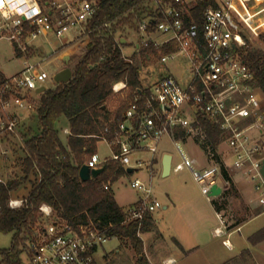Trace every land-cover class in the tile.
<instances>
[{
    "label": "built area",
    "instance_id": "obj_1",
    "mask_svg": "<svg viewBox=\"0 0 264 264\" xmlns=\"http://www.w3.org/2000/svg\"><path fill=\"white\" fill-rule=\"evenodd\" d=\"M197 1L155 0L158 14L149 15L137 24L135 29L141 37L136 44L130 39L125 43L116 35L122 42L124 58L131 62H134L132 57L124 53L125 44L133 43L136 51H140L151 46L161 49L174 42L177 49L167 53L160 50L157 60L165 64L184 56L189 59L188 70L192 76L186 79L183 75L187 84L184 86L169 73L132 91L126 96L128 105L113 137L109 139L106 135L109 126L99 136L113 148L112 156L102 159L95 152L86 163L97 168L112 159L126 167L152 168L160 142L168 134L174 139L180 156L176 163L173 158L172 170L190 169L202 193L214 200L223 194L230 181L224 177L222 165L215 158L218 148L214 149L208 139L203 117L219 127L228 144L232 160L224 161L226 169L229 173H241L252 183L257 203L264 211V90L242 54L246 34L239 26L244 21L258 35L246 19L250 12H256L252 9L253 0H215L218 7L205 9L202 28L193 19L186 22ZM98 9L99 0H0V39L12 42L17 54L24 57L22 69L0 83V142L18 139L24 144L21 128L37 111L40 95L37 90L41 86L48 88L51 76L42 67L47 51L38 41L47 40L51 33L62 39L69 31H75V38L87 45ZM37 55L42 60L32 61ZM153 57L156 58L149 54L147 60L152 61ZM128 87L126 79L113 84L114 92L124 93ZM177 129L196 137L200 146L202 142L207 144L202 149L212 165L196 167L198 160L176 139ZM65 132L70 130L66 128ZM144 152L151 157L144 159L140 155ZM133 156H137L134 161ZM1 182L6 180L0 176ZM214 184L222 188L219 195H211ZM131 185L142 194L125 209L126 221H138L141 226L146 213H153L162 203L154 196L152 183L146 184L137 177ZM104 187L108 189L109 183ZM25 201L23 197L11 196L8 205L19 208ZM39 208L48 221L37 237L28 241L23 264H98L93 253L109 237L96 223L75 226L68 220L54 218L52 205L42 203ZM218 216L220 225L215 228V234L223 236L228 225L222 211ZM224 243L229 245L227 239Z\"/></svg>",
    "mask_w": 264,
    "mask_h": 264
},
{
    "label": "trees",
    "instance_id": "obj_2",
    "mask_svg": "<svg viewBox=\"0 0 264 264\" xmlns=\"http://www.w3.org/2000/svg\"><path fill=\"white\" fill-rule=\"evenodd\" d=\"M154 3L155 0H99L87 49L74 66L72 78L40 93L37 111L31 115L36 129L30 126L21 129L22 153L13 144L18 155L16 164H20L22 175L0 183V231L13 233L12 245L0 249V264H23L22 251L48 221L40 211L42 203L52 205L56 219L68 220L75 226L96 223L108 237L115 236L129 242L138 253V264H148L139 233L154 229L152 213H146L141 226L138 221H126L124 208L117 202L113 189L104 187L106 182L113 183L128 174L127 167L109 159L103 164L104 171L88 181L80 178L79 170L87 162L85 156L89 154L90 157L97 152V141L105 127L109 126L107 137H113L114 129L127 108L128 104L123 102L117 112L112 114L109 110L106 102L114 93L113 84L126 79L131 91L143 86L139 66L124 58L122 42L116 39V34L126 26L137 25L149 15L158 14ZM208 6L216 8L218 4L215 0H198L186 22L193 19L202 28L204 11ZM176 49L172 42L161 49L155 46L142 48L141 52L147 59L149 54L160 56V50L167 53ZM242 54L264 90V50L254 49L246 43ZM5 78L0 71V83ZM62 118L70 126L66 142L61 139L57 128ZM202 122L209 141L216 149L221 130L203 117ZM177 137L185 138V130L177 129ZM206 145L201 143L203 149ZM215 158L222 165L224 177L232 184L224 160L219 154ZM21 188L27 189L23 196H18L25 198V204L11 208L8 200ZM213 203L219 210L224 207V203ZM263 238L264 229L253 234L250 240L255 244ZM244 253L250 254V250L246 249Z\"/></svg>",
    "mask_w": 264,
    "mask_h": 264
},
{
    "label": "rangeland",
    "instance_id": "obj_3",
    "mask_svg": "<svg viewBox=\"0 0 264 264\" xmlns=\"http://www.w3.org/2000/svg\"><path fill=\"white\" fill-rule=\"evenodd\" d=\"M252 6V9L256 11L253 12L255 15L260 12L256 15V17L254 15L255 26H252V28L256 29L258 35L250 27H248L244 21H242L239 26L245 31L246 43L250 44L254 49L261 48L264 50V36H262L264 34V0H253ZM260 23L261 25H259ZM136 26L137 25L133 27L126 26L125 28L117 31L116 35L130 37V39L136 44L141 37V35L136 32ZM75 35V31H69L64 38L59 39L55 34L51 33L47 40L41 39L38 41L39 44H43L45 46V50L47 51V55L42 62V67H44V69H46L51 76V78L47 81L48 88H54L58 84L53 79V75L57 71L66 65H69L72 69H74V61L82 56L84 49L87 47L85 44L81 43V40L76 39ZM162 38H165V36ZM123 50L125 55L132 57L134 64L139 66V78L144 85L153 83L160 75H168L169 70L172 71L178 79H180L182 85L184 86L187 85L185 77L187 79L192 76V73L188 70L190 66L189 59L184 56H179L177 60H170L164 64L157 60V57H153L152 61H148L143 56L141 50L136 51L133 43L125 45ZM68 52H71L73 60L67 64L62 57V54ZM41 60L42 57L40 55L32 57V61L34 62H39ZM23 62L24 57L17 54L12 42L6 39H0V71H2L6 76H11L22 69ZM184 73L185 77L182 76ZM131 93L132 91L129 90L128 87L124 90V93L114 92L107 99L106 104L112 114L118 111L123 102L127 103L126 96ZM37 101L40 102V95L37 97ZM25 125L26 126H23L21 129L28 126L32 127L33 130L36 129L34 117L32 118L31 116V118H27ZM67 125L68 123L64 118L57 123L61 139L64 142H66L68 138V134L65 132V127ZM101 139L102 138H100V140ZM176 139L191 157L198 160L196 167H199L201 164H205L207 166L212 165V160L208 158L206 152L199 145L196 137L189 136L187 133L185 138L177 137L176 131ZM13 144H15L16 149L18 148L19 152L22 153L20 148L22 143L18 141V139L15 141L11 140L10 142H0V176L5 180L22 175L20 164H16L18 161L16 160V157L18 155ZM217 148L218 154L222 157L225 163H230L232 160V154L229 150L228 144L224 141L222 134L220 141L217 144ZM4 150H7V153H5ZM96 151L102 159L108 156L110 157L113 154L112 147L106 140H101L97 143ZM163 152L171 153L175 163L180 160L178 148L174 139H172L170 135L166 134L160 142L159 151L156 154L157 160L153 165V168L147 166H144L141 169L137 168L134 171L120 177L117 181L113 183L109 181L105 184L109 183V188H112L111 185L113 184V189L116 192L118 200L124 206L125 211V209L131 205V202L137 199L138 193H141L140 190L132 187L131 182L138 177L146 184L152 183L154 196H156L162 203V207H159L154 211L155 216L161 221L158 229L165 231V223L163 220L165 211L163 209V205L165 203H169V196H174L179 200V202H182V191L185 190L191 195L198 196L199 202L204 204V206L205 204L210 205L211 203L202 193L201 187L194 179L193 173L190 169L185 168L179 172L172 170L171 174L165 176L163 175ZM140 155L144 159L151 157V154L148 152H144ZM140 155L138 154V156ZM136 157L137 156L132 157L133 161ZM85 159L88 161L89 154L85 156ZM232 173L233 171L230 172V174ZM244 178L241 182L247 184L248 188L251 190L252 183ZM237 179H241L240 176H238ZM26 192V188H21L17 193L13 194V197L23 196ZM263 221L264 215L249 221L243 226L241 232L236 231L231 237V241L233 242L232 248L222 243L223 238L226 236H221L213 238L209 241V243H206L202 249L197 250L190 255L174 251L173 253H175L178 259L177 264H264V243L254 245L248 238L251 234V230L255 228L259 222ZM139 234L145 243L149 242L147 234L144 232H140ZM12 237V232L5 233L0 231V249L9 248L12 245ZM167 242L168 241L163 239H159L154 242V245H157L151 249L154 254L151 258L153 260L156 259L157 264H163L161 253L169 249L167 245L169 242ZM244 248H249L250 254H243ZM21 256L22 259L26 258L25 250L22 251ZM93 257L98 264H138V253L131 246V244L129 242H124L115 236L109 237L105 242H103V244H100L97 250L94 251Z\"/></svg>",
    "mask_w": 264,
    "mask_h": 264
},
{
    "label": "crops",
    "instance_id": "obj_4",
    "mask_svg": "<svg viewBox=\"0 0 264 264\" xmlns=\"http://www.w3.org/2000/svg\"><path fill=\"white\" fill-rule=\"evenodd\" d=\"M120 37H122V39L125 38L124 41L125 43L129 42L128 40L130 39V37L127 36H120ZM81 43H83V41H81ZM86 46H88V44ZM86 49L87 47L84 49L82 56L84 55ZM62 57L64 58L66 63L72 62L73 60L71 52L63 53ZM81 57L77 58L74 61V66L81 59ZM169 73L174 74L170 70ZM161 76L163 75H160L158 79ZM150 84L152 83H149L147 85ZM66 122L68 123V125L65 127V129L67 128L70 130L69 122L67 120ZM101 140L99 139L98 142ZM165 153L167 152H163L162 159ZM206 166L207 165L205 164H201L199 167H206ZM230 175L232 177V184L230 183L229 186L225 187V190L220 197L215 198L214 200H209L206 197L207 200L211 203L210 205L205 204L204 206V204H201L199 202L198 196L191 195L188 191L185 190L182 191L183 193L182 202H179V200L174 196L173 197L169 196V203H165L163 205V209L165 211L164 214L165 216H163V220L165 223V231H163L162 229H158L159 223L161 221L159 218L155 216L154 212L152 213L154 219V229L151 231L144 232L145 234L148 235L149 242L145 243V241L143 240L144 253L147 258L148 264H157L156 259L153 260L151 258V256L154 255L151 249L152 247H155L157 245V244L154 245V242L156 240L163 239L169 242V244H167L169 249L161 253L162 263L164 264V261L168 260L169 258H174L177 264L178 259L175 253H173L174 251L190 255L196 252L197 250L202 249L203 246H205L206 243H209V241H211L213 238L221 237L215 234V228L220 225V219L218 216L219 211H222L225 222L228 225L227 232L223 235L226 237L223 238L222 243L224 245H227L224 243V240L227 239L229 243V245L227 246L230 248L233 247V242L231 241V237L234 235L236 231L241 232L243 226L247 224L249 221H252L264 215V211H262V209L257 203V195L256 192L254 191L253 186L251 187L252 189L250 190L247 184L241 182L243 181L242 179L244 178L241 173L233 172ZM238 176H240L241 179H237ZM112 185L111 187L113 189ZM113 191L117 202L119 203L120 206L124 208V206L118 200V197L114 189ZM140 196L141 193H138L137 199L132 201L131 205L135 203ZM214 201L217 202L218 204L224 203V207L220 208L219 210L215 205V203H213ZM262 229H264V221L259 222V224L251 230V234L249 235L248 238L250 239V237L253 234H255L256 232ZM262 243H264V238L261 241L255 243L254 245H258ZM246 249L249 248H244L243 250Z\"/></svg>",
    "mask_w": 264,
    "mask_h": 264
},
{
    "label": "water",
    "instance_id": "obj_5",
    "mask_svg": "<svg viewBox=\"0 0 264 264\" xmlns=\"http://www.w3.org/2000/svg\"><path fill=\"white\" fill-rule=\"evenodd\" d=\"M122 41L124 42L125 38H123ZM41 48L43 49V46ZM72 76H73V69L69 65H66L65 67L57 71L53 75V78L55 82L60 83V82L69 81L72 78ZM45 90H46V87L41 86L38 88L37 92L42 93ZM172 161H173V155L171 153H165L163 156V175L164 176L170 174L172 170ZM134 170H135V167H132V166L127 167L128 172H132ZM103 171H104L103 165L97 168H91L87 163H84L80 167L79 176L83 181H88V180L98 177ZM221 191H222V188L219 185L214 184L211 188V195H219Z\"/></svg>",
    "mask_w": 264,
    "mask_h": 264
},
{
    "label": "bare ground",
    "instance_id": "obj_6",
    "mask_svg": "<svg viewBox=\"0 0 264 264\" xmlns=\"http://www.w3.org/2000/svg\"><path fill=\"white\" fill-rule=\"evenodd\" d=\"M253 12H250V16L249 17H247L246 19H247V21H248V23L251 25V27L252 26H255V24H254V13L252 14Z\"/></svg>",
    "mask_w": 264,
    "mask_h": 264
},
{
    "label": "clouds",
    "instance_id": "obj_7",
    "mask_svg": "<svg viewBox=\"0 0 264 264\" xmlns=\"http://www.w3.org/2000/svg\"><path fill=\"white\" fill-rule=\"evenodd\" d=\"M15 205V202H13V206ZM165 264H176V262H175V259L174 258H169L166 262H165Z\"/></svg>",
    "mask_w": 264,
    "mask_h": 264
}]
</instances>
